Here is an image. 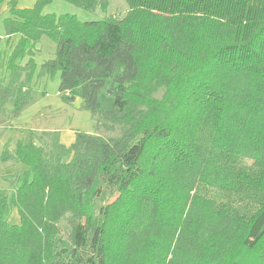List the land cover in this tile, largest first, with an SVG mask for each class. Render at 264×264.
Segmentation results:
<instances>
[{
    "label": "trees",
    "instance_id": "1",
    "mask_svg": "<svg viewBox=\"0 0 264 264\" xmlns=\"http://www.w3.org/2000/svg\"><path fill=\"white\" fill-rule=\"evenodd\" d=\"M51 1L0 0L17 37L0 53V115L31 102L32 53L48 38L56 50L38 77L60 73L64 99L117 134L5 143L0 264H264V199L247 213L223 201L264 192L262 169L233 166L264 161V0H126V18L87 21L44 13Z\"/></svg>",
    "mask_w": 264,
    "mask_h": 264
},
{
    "label": "rangeland",
    "instance_id": "2",
    "mask_svg": "<svg viewBox=\"0 0 264 264\" xmlns=\"http://www.w3.org/2000/svg\"><path fill=\"white\" fill-rule=\"evenodd\" d=\"M20 2L24 4L23 6H27L29 4L33 5L35 0H20ZM44 13H55L56 15L69 13L76 15L80 20L87 21L100 19L109 15L116 16L117 18H126L130 13V9L126 0H110L109 6L106 9L98 8V10L95 11L78 7L68 0H52L44 6ZM0 34L2 37L0 41V53L7 56L11 53L17 37L13 36L8 38L5 36L1 19ZM55 50L56 44L52 40L45 38L35 47L33 53L31 52L33 56L35 55L37 64V74L33 84L32 100L17 117L11 118L10 112L0 115V158L5 143L10 139H12L10 145L13 148L15 141L22 140L28 142L33 138L32 135L42 136V132H57L60 141L65 145H71L75 141L78 131L89 134H102L106 137L117 134V132L98 130L96 118L91 111L81 108L80 98H76L73 101H66L64 99L65 93L59 90L60 73L54 77H38V72L42 63L46 59L51 58ZM2 62L3 58L1 57L0 82H5L8 81L9 74ZM157 97L165 98L166 95L160 91L157 93ZM254 163L253 159L247 160L245 158L236 161L233 166L236 172L246 175L247 178L256 175L261 169L264 174V161L258 163V168L255 167L252 169ZM25 170L26 167L20 164L16 172L20 175H24ZM10 171H12V169H10L9 172ZM260 181L262 185H264V176ZM244 183L247 184V180H244ZM0 185L8 188V183L1 179ZM218 194L219 193L215 192L216 196H218ZM242 194V197L235 196L232 198L228 196V198L223 201L225 204H230L227 207H234L238 212L247 213L253 211L261 198L264 199V192L257 191L253 186H247ZM14 215H16V210L14 211ZM14 219L17 220L15 217ZM60 225L59 231L64 234L65 225L64 223H60ZM64 244H67V242Z\"/></svg>",
    "mask_w": 264,
    "mask_h": 264
}]
</instances>
